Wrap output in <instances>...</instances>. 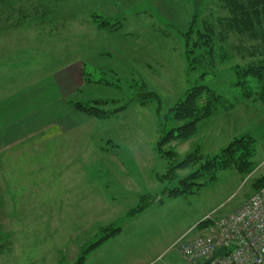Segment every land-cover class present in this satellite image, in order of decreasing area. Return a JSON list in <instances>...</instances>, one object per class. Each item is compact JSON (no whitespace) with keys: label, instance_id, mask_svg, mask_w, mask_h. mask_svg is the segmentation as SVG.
I'll return each mask as SVG.
<instances>
[{"label":"rangeland","instance_id":"rangeland-1","mask_svg":"<svg viewBox=\"0 0 264 264\" xmlns=\"http://www.w3.org/2000/svg\"><path fill=\"white\" fill-rule=\"evenodd\" d=\"M226 15L222 0H5L0 4V22L5 19L8 28H13L17 34L21 31L29 40L47 39L49 44L56 40L51 48L63 55L67 47L63 57L70 62L74 59L75 64H80L85 54L92 56L96 50L114 55L96 56L94 63L81 65L96 83L79 86L70 98L91 103L93 99L108 100L103 107L106 110L126 104L125 107L105 118L84 116L79 122L73 118L78 124L60 142V146L67 145L70 162L86 165L82 176L90 183L91 199L86 203L90 212L75 216L74 226L79 223L81 227L75 233L74 246L65 251V256H72V264L100 237L103 227L121 226L126 221V212L139 205L143 194H158L165 186L176 185V180L161 183L157 179L158 174L166 173L168 161L157 151L156 144L168 130L177 126L170 108L192 86H207L221 99L215 111L198 122L200 132L191 136L188 144L177 145L183 152L179 157L183 158L198 146L202 155L214 156L234 137L248 134L256 142L252 157L254 169L247 176L237 173L233 167L216 170L214 178L209 174L201 176L196 183L203 185L197 186L192 193L175 198L158 194L156 199L161 198L163 203L151 206L147 217L142 215V222L152 225L151 232L142 235L158 241L156 237L165 238L163 248L174 242L171 245L174 247L168 250L177 262H181L177 254V251L180 254V241L198 236L204 228L197 224L206 215L221 217L247 196L256 178L264 175V105L245 99L234 85L235 67L264 56V29L256 30L255 37L228 31L220 23ZM94 19L108 20L113 27L94 30ZM191 21L198 32L207 27L214 32L209 38L211 50L204 52L198 48L191 55L192 68L185 58L183 35ZM41 33L42 36L36 38ZM200 35H193V39ZM65 38L69 42L66 47ZM49 56L36 51L35 56L29 58L33 64L36 61L49 63ZM146 59L163 62L165 67L161 70L165 73L160 74L163 80L159 82L157 75L148 74V71L143 73L140 61ZM93 64L112 65L114 74L93 70ZM85 76L83 73L82 77ZM143 89L155 92L160 101L152 100L143 105L128 102ZM174 141L164 149L176 152L175 145L180 142ZM204 149L209 150L208 153ZM107 161L124 164L126 175L116 180L111 175L109 181L112 182L107 183L106 192L102 190V183ZM198 165L177 170L178 179ZM130 180L135 190L126 193L122 186H127L124 182ZM84 185L86 187L80 188V192L87 194V183ZM139 228V223L130 226L117 242L116 250L121 251L124 261L133 260V256L143 250L149 251L150 243H143L142 237L135 234Z\"/></svg>","mask_w":264,"mask_h":264},{"label":"crops","instance_id":"crops-1","mask_svg":"<svg viewBox=\"0 0 264 264\" xmlns=\"http://www.w3.org/2000/svg\"><path fill=\"white\" fill-rule=\"evenodd\" d=\"M1 21L0 264H72V256H65V251L74 246L75 233L81 227L79 223L74 226L75 216L90 212L86 205L91 199L90 183L83 180L82 176L86 165L70 162L72 159L67 145L60 146V142L78 124L74 123L73 118L79 122L86 116L71 105L73 91L83 84L96 83L81 65L89 66L94 63L93 58L96 56L114 55L109 51L94 50L92 56L85 54L80 64H75L74 59L70 62L63 57L69 43L66 38L63 40L66 48L62 55L55 52L56 48H51L52 44L55 46L56 40L49 44L47 39L37 38L42 33L36 35V40H29L21 31L17 34L13 28H8L5 19ZM95 26L94 30L104 29L96 23ZM36 51L44 53L45 57L49 54L53 56H49V63L36 61L33 64L29 57H34ZM140 63L143 73L148 71V74L157 75L159 82L161 78L163 80L164 77L160 75L165 73L161 70L165 67L163 62L155 63L146 59ZM113 68L112 65L93 64L91 69L114 74ZM83 73L85 77H82ZM198 124L195 133L200 132ZM188 140L177 139L173 142H180L175 145L178 155L183 153L178 148L188 144ZM197 149L199 152L202 150L199 146ZM204 151L208 153L209 150ZM124 170V164L107 161L102 190L107 192V183L112 182L109 181L111 175L113 180L124 177ZM85 183L87 194L80 192ZM124 183L127 186L122 187L126 193L135 190L131 180ZM251 191L252 187L248 194ZM247 196L223 215L238 208ZM155 204L157 202L126 219L120 232L91 248L83 264H186L178 251L181 262L171 256L168 248L174 247L171 246L174 242L163 248L165 238L156 237L158 241L155 237L142 235L150 233L152 225L142 222L141 217H147L150 207ZM136 221L140 228L135 234L142 237L143 243H150L149 251L143 250L139 255H134L133 260L124 261L121 251L116 250L117 242L122 240L125 230L137 224L134 223ZM163 257L168 259L164 260Z\"/></svg>","mask_w":264,"mask_h":264},{"label":"trees","instance_id":"trees-1","mask_svg":"<svg viewBox=\"0 0 264 264\" xmlns=\"http://www.w3.org/2000/svg\"><path fill=\"white\" fill-rule=\"evenodd\" d=\"M4 1L5 0H0V4ZM222 6L227 10V15L220 20L224 29L241 35L254 37L255 35L253 33L256 30L264 29V0H222ZM94 21L100 28L113 27V24L108 20L94 19ZM192 21L187 31L183 33L186 39L185 56L190 68H192L191 55L196 49H202L204 52H209L211 50L209 38H212L214 33L211 27H207L205 31L198 32L194 28ZM198 33L201 35L197 39H193V35H198ZM234 71L236 75L234 85L240 89L241 95L247 100L258 101L264 105V56L253 62H248L244 66L235 67ZM142 87L143 85H139V88ZM220 99V96L215 94L209 87L195 85L185 90L183 97L179 98L170 108V113L174 121L178 124L176 127L168 130L156 144L157 151L168 161L166 173L161 175L158 174L157 179L161 183L164 181L176 180V185L172 187L165 186L159 192V195L165 194V196L169 198H175L181 194L192 193L194 191L193 189L197 186L203 185L201 183H196L201 176L209 174L211 178H214V171L216 170L233 167L237 172L243 175H248L253 171L254 164L252 157L254 156L256 142L255 139L248 134L234 137L214 156H204L200 152L198 153V149H194L182 158L179 157L174 150L164 149V146L172 140H182L193 136L197 130L198 122L215 111ZM152 100H157L159 102L160 98L155 92L143 89L140 94L130 99L128 102L134 101L145 104ZM70 103L75 110L92 118L109 117L120 109H123L126 105L124 104L113 110H106L103 107L108 104L109 101L104 99H93L92 103L81 101H71ZM195 163L199 165L194 171L178 179L177 170L185 169ZM251 187L252 191L264 187V175L256 178L252 182ZM143 195L140 198L139 205L126 212L124 216L126 219L134 217L153 203L163 202L161 198L156 199L157 193H146V195ZM197 225L202 228L206 225V222L201 221ZM120 227L121 226L112 227L111 225L103 227L99 231L100 237L95 242L88 245L79 254L73 264H82L86 252L102 241L120 232Z\"/></svg>","mask_w":264,"mask_h":264},{"label":"built area","instance_id":"built-area-1","mask_svg":"<svg viewBox=\"0 0 264 264\" xmlns=\"http://www.w3.org/2000/svg\"><path fill=\"white\" fill-rule=\"evenodd\" d=\"M203 231L179 243L186 264H264V187L253 191L233 211L215 217L208 214ZM220 248L222 256L216 254Z\"/></svg>","mask_w":264,"mask_h":264},{"label":"water","instance_id":"water-1","mask_svg":"<svg viewBox=\"0 0 264 264\" xmlns=\"http://www.w3.org/2000/svg\"><path fill=\"white\" fill-rule=\"evenodd\" d=\"M225 253V250L223 248H220L216 251V254L219 256H222ZM213 257L209 258L208 260L205 261V264L209 263Z\"/></svg>","mask_w":264,"mask_h":264}]
</instances>
